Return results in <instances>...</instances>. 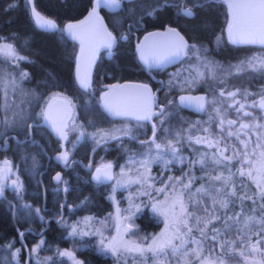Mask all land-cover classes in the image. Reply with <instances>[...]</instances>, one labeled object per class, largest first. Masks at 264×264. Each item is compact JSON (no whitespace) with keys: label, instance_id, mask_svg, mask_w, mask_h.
<instances>
[{"label":"trees","instance_id":"obj_1","mask_svg":"<svg viewBox=\"0 0 264 264\" xmlns=\"http://www.w3.org/2000/svg\"><path fill=\"white\" fill-rule=\"evenodd\" d=\"M175 1L177 0H167L168 6H165V0H131L125 2L117 12L102 10L106 23L111 30L114 31L117 37L126 36V39L119 41L116 51L110 58L98 62L92 88L82 90L76 85L73 75L74 54L77 45L65 35L62 24L65 21L75 20L83 16L90 7L91 0H33L37 10L57 23L55 30L42 29L34 23L28 0H0V37H4L3 41L10 42L19 53L27 57V60L19 61V67L28 73V79L21 80L20 86L29 95L19 104L18 110L13 107L10 108L11 115L9 118H12L14 123L11 127H4V131H2L5 139L10 138V144L0 152V157L10 162L11 174L14 173L16 178L19 179L21 188L19 194L13 187L7 188L0 196V258H2L0 264H25L31 247L41 241L44 243L41 244L40 252L48 259L47 264H70L67 259L59 255L62 249L71 244L72 237L68 233L69 225H73L74 222L79 220L84 212L103 216L111 208L105 191L106 185L92 181L89 171L69 173V169L65 170L62 181L68 179L67 182L70 185L65 193L59 188L60 183L53 182L54 173L61 169L60 164L53 158L54 153L59 150L61 139L59 136L52 132L49 133L44 127L41 129L40 134H36L33 130V138L39 146L27 142V132L24 130V125L35 122V113L41 97H47L54 92L67 95L73 104L74 116L77 120L84 121V126H90L93 123L97 126L100 123L135 122L127 119L117 121L106 117L98 103L100 84L142 77L143 72L140 69L134 50L135 38L147 29L162 27L166 23L177 26L191 44H195L201 50L203 56L220 65L234 62L238 64L251 57L264 56V45L234 44L226 37L225 26L229 18V10L225 3L208 0L204 7L195 9V18H187L179 15L178 9L171 6L173 5L171 2ZM187 3H192V0H187ZM9 5L13 6L10 7ZM157 5H161V7L156 8ZM154 8H156L155 11H153ZM149 11H153L151 16L148 15ZM221 31H223L225 38H222L218 44H214L217 36H221L219 35ZM188 61V65L183 64V68L177 74L170 72L165 76V91L161 93L159 98L164 104H167L168 100H172L173 105L168 106V111L172 115L166 119L163 128L171 124V132L174 133L185 127L188 128L191 124H198L201 127L205 124L215 134L217 132L215 123H208L209 115L207 112L211 107L206 106L207 111L202 112L180 107L177 105L175 96L172 95L174 93L170 91L173 88L168 83L170 79L175 77L182 80L188 75L193 76L195 74L194 71H191L190 65L197 63L196 58L192 56ZM207 83L212 88H215V86L224 87L218 80L204 78L203 82L191 88H186L189 91L202 89L207 92V96H211L212 91L215 90L211 89ZM225 84L228 89L237 87L241 89V92L247 90L254 92V96L260 95L264 93V72L248 70L239 75L227 76ZM171 95L172 97H170ZM249 110L257 118L263 115L261 109L249 108ZM203 112H206L205 115L208 120H204L202 123L196 121L198 114ZM227 118L236 119L237 117L234 112L229 111ZM245 120H248V118H245ZM260 122L263 123L264 121ZM143 129H145L144 126ZM198 131L191 134L193 135ZM130 132L134 135L137 133L147 134L149 127L146 126L144 132L140 130ZM163 132L162 130L157 132L156 142ZM250 135L254 139V134L250 133ZM15 137L20 141L16 142L13 139ZM70 141H72V137L68 136L67 144L70 145ZM93 141L80 143L79 155L83 160L90 157V151L96 143ZM229 143L240 147L235 138H232ZM138 147H142V145L130 141L126 137L113 139L111 142L99 146L93 152L92 159L95 162L101 159H110L114 163H118L126 157L128 151L130 152L131 149ZM179 149L180 153L182 152L185 156V163L188 166L187 161L197 159L199 153L214 151L206 149L202 145L187 146L183 142L179 145ZM153 153L155 152L149 153V157ZM238 164L239 160H233L227 167L221 165L216 171H213L214 166L209 161L206 170H211V175H216L217 171H221L227 176V168L235 173ZM180 168H182V165ZM176 170L174 168L173 172L176 173ZM202 172L199 165L191 166V174L196 177L192 186L195 183H204L207 186L208 181L207 183H201L203 181L201 177H205ZM233 182L237 186V197L231 198L234 204L230 203L229 209L218 210V214L221 216L226 213L233 215L235 212H240L241 204L238 197L245 193L254 196L257 192L246 177H240L237 174L233 177ZM215 186L222 187L220 183H216ZM242 187H245L243 194L240 192ZM137 188H140L138 190L141 191L146 187L144 184H138ZM139 196L136 195V197ZM205 200L207 202V198ZM261 203H264V199L257 198V205ZM257 205H254L250 200L244 201L242 205L243 214L259 217L262 213ZM254 208H256L255 212H253ZM135 220L143 231H154L159 225L157 220L144 208L140 210L139 215L135 216ZM220 228H223V224ZM252 230L258 231L259 229L253 227ZM21 233H23V237L20 236ZM82 238L88 242L87 238ZM226 238L231 239L233 237L231 233H228ZM255 238L253 237V239ZM10 242L14 244L13 248L3 247ZM89 244L88 248L76 250L77 256L84 260V264L116 263L115 259L107 252L97 248L92 243ZM16 249H20V252L13 259L11 254ZM28 264L34 263L30 262ZM225 264H243V258L239 256L226 258Z\"/></svg>","mask_w":264,"mask_h":264},{"label":"snow or ice","instance_id":"obj_2","mask_svg":"<svg viewBox=\"0 0 264 264\" xmlns=\"http://www.w3.org/2000/svg\"><path fill=\"white\" fill-rule=\"evenodd\" d=\"M103 2L106 6L118 8L122 4V0H97V4ZM208 0H192L191 6H188L187 0H178L177 4L171 5L178 8V14L187 18H195V9L202 8ZM230 10V20L228 22V32L232 43L242 44H261L264 45V0H226ZM31 5L33 0H28ZM12 7L13 5H9ZM165 6H168L165 0ZM159 7V5H158ZM156 9L154 8L153 11ZM31 14L34 22L42 29L55 30L57 25L51 19L45 18L33 6ZM89 16H95V8ZM83 23V22H81ZM77 25H67V32L69 35L75 36L74 29ZM131 27V26H130ZM108 39L104 43V47L109 50L112 48L115 38L111 33H106ZM150 35H165L160 33H153ZM166 35L172 36L175 39L166 45V48L161 53H149L140 50V59L149 67H159L165 64L172 63L181 57L191 56L196 58L197 63L190 65L191 71L194 75L189 79L185 78L183 81H176V78L169 80L171 87L179 85L191 88L198 83L204 81L206 73L213 80H218L219 83L224 84L215 93L212 99H207L205 96H180L181 104L192 103L198 111H207V107L212 108L209 115L208 123H215L217 132L213 134L210 128H199L198 124H191L187 129L171 132L169 129L163 128L166 119L172 115L168 112V106L173 105L172 100H168L167 104L158 103L155 94L148 87V85H135L136 93L124 101H117L112 98V92L116 90L113 86L109 92L104 93L102 97L104 107L113 115L132 117L138 123L142 121H152L155 117L158 121L152 124V137L147 141H140L142 146L151 145L148 152L144 155L147 157L141 161V166L147 170L151 163H161L165 170H170L169 166L175 163H185L186 158L181 156L180 149L177 145L181 141H186L189 145H202L206 149L213 150L212 152H201L195 160H189L187 163L190 166L189 172H186L183 177H171L167 180H161L163 187L156 188L157 194H164L165 201L156 202L152 205L153 211L165 217V230L147 243L148 238H144L145 243L128 242L123 239L113 237L112 241L107 245L101 239L100 243L106 251L111 252L117 256L132 257L133 264L140 261V264H147L149 258L152 264H225L226 258H233L239 256L243 258V264H264V203L257 205V198L264 199V151L257 152L262 146L259 143L261 136H264V115L257 118L252 111L247 109H261L264 110V93L260 94L259 99H252L249 103V97L254 96L253 93L237 88L235 90H228L225 80L227 76L239 75L248 70L252 72H264V57H251L245 61H241L236 65H230L229 69L224 70L222 66L214 61L208 60L201 54V50L195 44H189L183 37L176 32L175 29L169 28ZM4 37H0L3 41ZM83 51V49H82ZM111 55V52L109 53ZM0 55L7 56L18 63L21 60H27V57L20 56L13 44L2 42L0 43ZM203 69V70H201ZM225 73L226 75H218ZM19 79H28L27 72H20ZM78 82L81 87H89L88 81L85 77L78 73ZM0 84L5 87H17L18 81L12 78L5 81L3 76H0ZM121 88L126 86H120ZM243 97V102L239 97ZM39 99V98H38ZM71 105V101H67ZM50 102H46V106L41 107L40 111L35 113L36 120L32 124H25L24 130L27 132L26 140L31 144L37 146L38 142L33 138V130L36 134H40L44 127L51 128L57 136L61 139L68 138V126L66 123L57 124L54 121ZM229 111L236 115V119L227 118ZM248 118L250 122H245ZM14 121L12 118L4 117L0 120V126L11 127ZM159 125V127H158ZM172 135L173 139L168 140L166 144L156 142V135L158 131ZM199 130L203 135H192V132ZM121 136H128L130 129L118 130ZM250 133H254L257 137V142L249 151V144L252 141ZM2 135V133H0ZM81 136L85 133L81 132ZM99 136V139L96 137ZM244 138H241V137ZM93 139L97 145L105 143L108 139H119L120 137L110 133L98 132L92 133ZM232 138H235L240 147L229 143ZM135 139V137H133ZM155 152V155L149 157V153ZM226 153H229L226 155ZM256 156V159H252ZM168 157H171L169 159ZM58 161L67 164L69 160V153L64 151L57 157ZM233 160H239L241 167L235 173L230 168H227L228 175L225 176L223 172L217 171L216 175L209 174L206 171L209 161L214 166L213 171L221 165L227 167ZM199 165L202 171L206 172L205 177L208 184H201L200 187L192 191V185L196 177L191 175V166ZM245 165L250 167L245 168ZM112 164H104L95 169L93 179L97 182H103L112 179L111 174ZM12 172L10 162L5 161L4 167H0V196L3 195L6 185L3 183ZM255 173V175H254ZM123 175V168L121 170ZM240 177L248 176L256 183L257 192L254 196H249L246 193L239 196L238 199L241 204V211L235 212L233 215L221 216L218 210L229 209L230 203L234 204L231 198L237 197V186L233 182L235 175ZM163 175V173H162ZM61 176L58 173L55 180L61 182ZM155 177L141 174V178L136 180H129L128 183H141V180L147 182L154 180ZM187 181L186 183L184 181ZM179 183L181 188L176 189V184ZM220 183L222 187H216L215 184ZM19 194L21 185L18 180H13L11 185ZM151 188L152 184H148ZM65 191L68 189L65 188ZM187 194V199L185 195ZM144 195H150L144 193ZM207 198V202L205 200ZM250 200L254 205L260 209L262 215H244L243 202ZM29 207V206H25ZM39 211L38 209L36 210ZM130 211V209H129ZM256 208L253 209V212ZM243 219L241 220V217ZM91 218H86L88 222ZM124 219H131L125 217ZM214 222H222L223 228L212 227ZM253 227H258V231H253ZM235 229V230H233ZM131 230V225H126L123 229L125 233ZM117 232H120L119 226ZM99 233V229H97ZM231 233V239L226 238L227 234ZM89 233L78 231L76 226H73L71 235H88ZM23 237V233L20 234ZM253 237H256L253 240ZM44 242L41 241L40 244ZM205 244L209 245L207 254H205ZM7 249L14 247L13 243L3 246ZM40 245L32 251L35 252ZM218 250V251H217ZM20 249L13 252L12 258L15 259L19 254ZM61 256H71V253L65 251L60 252ZM260 257V258H258ZM2 260V258H0ZM80 264V262H76Z\"/></svg>","mask_w":264,"mask_h":264},{"label":"rangeland","instance_id":"obj_3","mask_svg":"<svg viewBox=\"0 0 264 264\" xmlns=\"http://www.w3.org/2000/svg\"><path fill=\"white\" fill-rule=\"evenodd\" d=\"M225 6H227L225 4ZM228 10L229 7L227 6ZM229 16H230V10H229ZM221 36H217V38L214 40L215 43L221 42V39L225 38L223 31H221ZM6 42V41H0V43ZM10 43V42H7ZM18 54L20 56H24L19 51L16 49ZM25 57V56H24ZM191 53L189 54L188 57L185 58L183 61V64L188 65V60L191 58ZM260 57V56H259ZM264 57V56H263ZM180 66V69L183 68L184 65ZM195 65V64H194ZM230 65H236V63H224L222 68L224 70L229 69ZM12 66V67H10ZM174 70V69H173ZM172 70V71H173ZM203 70V69H201ZM20 72H26L25 70L21 69L19 67V62L14 63L13 60L7 56L0 55V76H3L5 81H8L12 78H16L18 81V86L13 88V87H5L3 84H0V118L1 120L4 118V116H7L8 118L11 115L10 108H17V110L20 107V103L24 101L25 98H28V93L21 88L20 82L21 80L19 79V73ZM174 73L175 70H174ZM218 75H226L225 73H219ZM192 76L188 75L185 78H191ZM210 78L208 74L206 73L205 79ZM179 80V79H178ZM177 81V79H176ZM209 83V80L207 81ZM207 83V84H208ZM224 85V84H223ZM222 85V86H223ZM182 88L187 89L186 86L180 85ZM208 86L211 89H214L215 91H212L211 96H207V99H212L213 96L215 95L216 92H218L219 88L221 86H215V88H212L209 84ZM217 89V90H216ZM237 87H234L232 89L228 90H235ZM171 90V89H170ZM189 92H195V91H189ZM250 93H254L252 91H248ZM59 95L63 96L64 94L61 92H54L48 95L47 97H41L39 100V105L37 108V112L40 111L41 107L46 106V102H48L52 97ZM174 95V94H172ZM172 95L170 97H172ZM99 96V93H98ZM260 95H255L253 97H249V103L251 102L252 99H259ZM64 97V96H63ZM241 101L243 102V97H239ZM72 105V112L69 118L66 121V124L68 126V136L72 137V141H70V147H68L69 154L72 153L73 150H75V147L79 145L80 143L82 144L84 141L91 142L93 139L92 133H98V132H105V133H110L112 135H116L120 133L118 130H123V129H130L131 131L133 130H139L143 128V125L136 123V122H130V121H120L112 124H106V123H100L94 125L91 124L89 125H83V122L81 119L77 120L74 111L73 104ZM207 106V105H206ZM172 110V109H170ZM249 110V109H247ZM250 111V110H249ZM36 112V113H37ZM170 112V111H168ZM212 112V108H209V112H207L208 115H210ZM206 112H203L202 114H198L196 117V121L198 122H203L204 120L207 121L208 117L205 115ZM262 114L264 115V110H262ZM16 121V120H15ZM118 121V119H117ZM158 124V121H156ZM245 122H250L249 120H245ZM264 123V122H263ZM94 125V127H93ZM99 125V126H98ZM164 128L169 129L172 131V125L168 124ZM185 127L184 129H186ZM199 128H208L207 125H199ZM4 127H0V131L3 130ZM175 129V128H174ZM84 132L85 135L81 136L80 133ZM254 134V133H253ZM193 135H203L202 132L198 131ZM241 138H244L243 136ZM68 139V138H67ZM96 139H99V136L96 137ZM173 139L172 135H169L165 132L162 133V136L157 139V143H161L162 145L166 144L168 140ZM94 143L96 142L95 140L93 141ZM187 146H190L189 143L186 141H181ZM257 142V137L254 134V139L252 138L251 143L249 144V151L251 152L252 148L255 146V143ZM259 143L261 144V148L257 149V152L259 151H264V136H261ZM151 147V145L148 146H142L138 148H133L131 151L126 153V157L121 162L114 163L113 160L110 159H101L100 161L94 162V165H103L105 163H111L113 165V179L106 185L105 191L106 195L108 197V200L110 202V211H108L106 214L103 216L100 214H90L89 213H82V216L80 217L79 220L74 222L73 225H69L68 227V233L72 237L70 242L71 244L67 247L61 250V252H69L71 253V256H63L65 259H67L70 264H76V262H80V264H84V260L80 257L77 256L76 250H80L82 248H88L90 246L89 243L94 244L97 248H101L104 252H107L108 255L113 257L115 259V264H133L132 257L130 256H117L113 255L111 252L106 251L104 247L101 245L100 241L101 239L104 240V244L107 245L109 242L112 241L113 237H117L118 239H123L128 242H138V243H145L144 238L147 239V243L151 242V239L153 237L158 236L165 230V217L162 215H159L158 213L153 211L152 205L156 202H163L165 201V195L164 194H157L155 192L156 188L163 187V184L160 182L161 180H167L169 176L171 177H183L186 172H189L190 166H188L186 163H173L172 165L169 166L170 170H165L163 164L161 163H151L147 170L141 166V161L146 159L144 154L139 155L142 152L148 151V148ZM179 148V145H177ZM93 149V148H92ZM214 150V149H213ZM92 152V150H91ZM90 152V153H91ZM181 156H183L182 152L179 153ZM229 153H226V155ZM152 155H155L153 153ZM185 157V156H183ZM171 159V157H168ZM252 159H256V156H253ZM4 162L5 160L0 157V167H4ZM182 165V168L180 166ZM155 166V168H153ZM241 167V164L239 163L237 166V169ZM245 168L250 167V165H245ZM123 168L124 174H121V170ZM176 168V173L173 172V169ZM211 174V170H206ZM147 174L150 177H155L156 179L154 180H149L147 182H144L141 180V183H128L129 180H136L138 178H141V174ZM163 173V175H162ZM203 175H206V172H202ZM13 175V176H12ZM192 175V174H191ZM255 175V173H254ZM74 177V176H73ZM246 179L256 188V183L249 178L248 176H244ZM13 180H18L14 173H10L8 178L3 181V183L6 185L4 192L7 188L12 187V181ZM68 180V179H67ZM63 180V183H60L59 188L62 190V192L65 193V190L63 186L67 187L70 186L68 182ZM185 183L187 182L186 180L184 181ZM203 182L207 183V179H203ZM20 184V183H19ZM138 184H144L145 189L144 190H138L140 188L138 187ZM148 184H152V187L149 188ZM204 184V183H203ZM201 184H194L192 186V191L194 192L196 188L200 187ZM176 189L179 190L181 188V185L179 183L176 184ZM240 187V186H239ZM245 187H242L240 189L241 194L244 193ZM135 190V191H134ZM257 191V188H256ZM144 193H149L150 195H144ZM139 196V197H136ZM185 199H187V194L185 195ZM144 208L148 210V212L157 220L159 223L158 228L154 231H143L139 228V225L137 224V221L135 220V216L139 215L140 210ZM130 209V211H129ZM227 214V213H226ZM229 215V214H227ZM101 216V217H100ZM224 216V215H223ZM58 217V215H57ZM56 217V218H57ZM125 217H131V219H124ZM86 218H91L86 221ZM222 222H214L212 227L220 228ZM126 225H131V230L127 233L123 231L124 227ZM73 226H76L78 228V231H83L86 233H89L88 235H76L73 236L71 235L72 228ZM119 226L120 232H117V227ZM97 229H99V233H97ZM82 237H85L88 239V242L84 241ZM255 240V239H253ZM41 244L36 243L31 247L30 253L28 255V263H34V264H47V258L46 256L40 252V247L36 249L35 252L32 251L33 248H36L37 245ZM209 248L208 244H205V254H207V249ZM218 251V250H217ZM41 255V256H40ZM260 258V257H258ZM136 264H140V261H136ZM147 264H152L151 258H149Z\"/></svg>","mask_w":264,"mask_h":264},{"label":"water","instance_id":"obj_4","mask_svg":"<svg viewBox=\"0 0 264 264\" xmlns=\"http://www.w3.org/2000/svg\"><path fill=\"white\" fill-rule=\"evenodd\" d=\"M221 1L228 6V3L226 2V0H221ZM33 6H34L33 3L31 5L29 4L30 12H31V8ZM121 7H122V4L120 7L114 8V7L106 6L103 2L97 4V0H91V5L87 9V11L85 12V14L83 16H81L80 18L75 19V20L65 21L62 24V30L65 33V35L69 39L74 41L77 45L75 55H74L73 75H74V80H75L77 86L82 90H87L91 87L93 68H94L96 60L98 59L99 53L102 51H106L105 55H106V57H109L110 52H111V54H113L114 48H115L117 41H118L115 33L109 28L108 24L106 23V20H105L103 14L101 12V9H105L106 11H109V12H116ZM94 8H95V16L90 17L89 13H91ZM37 11L40 12L39 10H37ZM41 15H43L47 19L53 20L52 18L46 16L43 13H41ZM31 16H32V14H31ZM32 19H33V17H32ZM229 20H230V16H229L227 23H226V26H225V31H226L225 33H226V37L230 40L229 32H228ZM33 21H34V19H33ZM81 22H83V23H81ZM55 24L57 25L56 22H55ZM70 24L78 26L77 28L74 29V32L76 33L75 36L69 35L67 30H66L67 25H70ZM169 28L175 29L176 32H178L179 35L181 37H183L185 41L188 42L187 37L179 30V28L177 26H174V25H166L163 28L148 29V30L144 31L140 35L139 39H137L135 41L134 48H135V52L137 53L138 58L140 59V50L141 49L145 52L146 55L149 53H153V52H155V53L163 52L166 48V45L175 39L172 36L166 35L167 30ZM106 33H111V36L115 38V42H114V44L110 50L108 48L104 47V43L108 39ZM153 33H160V34H165V35H150ZM82 49H83V51H82ZM140 61L143 63V65L146 67L147 70L152 68V67H149L147 64H145V62L143 60L140 59ZM175 61H177V60H175ZM175 61H173L172 63H174ZM172 63H169V64H172ZM165 65H168V64H165ZM154 67H156V66H154ZM78 73L80 76H83L87 79L89 87L83 88L80 86V84L78 82ZM144 84L148 85V87L152 90V92L155 94L156 100L158 102L156 91L153 90L150 83L145 82V81H140V80H129V79H127V80H122L121 82L116 81V82L110 83V84L105 86V90H103L99 95L101 107L103 108L105 113L111 118H131V119H133L132 117L113 115L111 112H109L108 110L105 109L104 101H103L102 97L104 96V93L109 92L111 89H113V86H116V90L114 92H112V94H111L112 98L116 99L117 101H124V100H127L128 98L132 97L136 93V89L133 86L144 85ZM120 86H126V87L121 88ZM180 96H192V97L205 96L206 97L207 93L205 91H199L196 93H179L176 96L178 103L182 107H185L187 109H193L194 111H198L196 109L195 105L192 103L186 102L185 104H181L180 100H179ZM67 101H70V100L67 99L65 96L63 97V96H59V95L52 97L48 101L52 105V108H51L52 115H53L54 121L57 124L66 123L67 119L71 115L73 108H72V105H70V106L68 105ZM198 112H202V111H198ZM154 119H155V117L153 118L152 121H146L151 126V134L149 136V139L152 137V124L155 123ZM50 130L53 134L56 135V133L51 128H50ZM62 140H64V139H62ZM62 152H64V150H62ZM62 152H59L58 154H60ZM106 164H108V163H106ZM88 166H90V164H88ZM100 166L101 165H97L92 170L91 179L94 182H97L96 180L93 179V176L95 175V169L97 167H100ZM111 174H112V179H113V176H114L113 175V168L111 169ZM111 180L103 181V183H105V184L109 183Z\"/></svg>","mask_w":264,"mask_h":264},{"label":"flooded vegetation","instance_id":"obj_5","mask_svg":"<svg viewBox=\"0 0 264 264\" xmlns=\"http://www.w3.org/2000/svg\"><path fill=\"white\" fill-rule=\"evenodd\" d=\"M128 1H131V0H122V6H123V4L125 3V2H128ZM215 2H217V3H222V1L221 0H214ZM173 5L174 4H177L178 3V0L177 1H175V2H171ZM188 6H191V3H188ZM161 7V5H159V7H158V5L156 6V8H160ZM155 8V9H156ZM177 8V7H176ZM178 9V8H177ZM102 10H104V11H106L105 9H101V12H102ZM120 10V9H119ZM118 10V11H119ZM117 12V11H116ZM152 13H153V11H149L148 12V15H152ZM227 23V22H226ZM166 25H173L172 23H166V24H164L162 27H155V28H163L164 26H166ZM175 26V25H174ZM133 27L134 28H136V26H134L133 25ZM110 28V27H109ZM111 29V28H110ZM150 29H153V28H150ZM148 30V29H147ZM114 32V31H113ZM116 35V34H115ZM117 37V36H116ZM140 37V36H139ZM139 37H137V38H135V41L137 40V39H139ZM117 39H118V41H117V44H116V46H115V48H114V52L116 51V49H117V47H118V44H119V41L120 40H125L126 39V36H122V37H117ZM188 39V38H187ZM135 41H134V44H135ZM188 43L189 44H191V42L188 40ZM76 48H77V46H76ZM134 50H135V48H134ZM76 51V50H75ZM105 52L106 51H102V52H100L99 53V56H98V59L96 60V62H95V65H94V68H93V73H92V82H91V87L89 88V89H91L92 88V86H93V78L95 77V72H96V69H97V64H98V62L100 61V60H103V59H105V58H110L113 54H111L109 57H106V55H105ZM113 52V53H114ZM75 55V54H74ZM136 55H137V53H136ZM185 58L186 57H182L181 59H178L177 61H175L174 63H172V64H168V65H163V66H159V67H152V68H150L149 70H147L146 69V67L143 65V63L140 61V59L138 58V56H137V59H138V61H139V64H140V69L142 70V74H143V76L142 77H140V78H133V79H129V80H140V81H145V82H148V83H150V85L152 86V88H153V90L154 91H156V95H157V98H158V103H161V104H164L163 102H161L160 101V98H159V96L161 95V93H163L164 91H165V76L167 75V74H169L170 72H174V70H175V72L176 73H174V74H177V72L180 70V66L183 64V61L185 60ZM73 69H74V66H73ZM174 69V70H173ZM173 70V71H172ZM123 80H127V79H123ZM180 80V79H179ZM178 79H177V81H179ZM184 79H182V80H180V81H183ZM116 81H119V82H121L122 80H115V81H112V82H109V83H102V84H100V90L98 91V93H99V95H100V93L103 91V90H105V86L106 85H108V84H110V83H113V82H116ZM77 85V84H76ZM89 89H87V90H89ZM170 91H172L173 93H174V96H175V100L177 101V99H176V96L179 94V93H196V92H199V91H204V90H202V89H199V90H197V91H195V92H189V90L187 89V90H185L184 88H182L180 85L179 86H177V87H173V88H171V90ZM206 92V91H205ZM207 93V92H206ZM63 96H65L67 99H69L68 98V96L67 95H63ZM206 98H207V96H206ZM70 100V99H69ZM98 103H99V106H100V108H101V110L103 111V113L106 115V117H108L109 119H112V120H121V119H127V120H132V121H135L136 123H138L135 119H131V118H111V117H109L106 113H105V111L103 110V108L101 107V105H100V100H99V96H98ZM177 105H179L180 107H182L179 103H178V101H177ZM193 110V109H192ZM0 120H1V118H0ZM154 121H155V123H157L156 121H157V119L155 118L154 119ZM139 124H141V125H143L144 127H145V129H146V126H148L149 127V132L147 133V134H142V133H137V134H135L134 135V133H131L130 132V134L128 135V136H121V133H118V134H116L115 136H119L120 138L121 137H126L127 139H129L130 141H134L135 143H140V141H147V140H149V136H150V134H151V126H150V124L148 123V122H146V121H142V122H139ZM1 127V126H0ZM46 129L49 131V133H51V130H50V128H48V127H46ZM145 129H143V128H141V129H139L141 132H144L145 131ZM0 133H2L1 131H0ZM133 137H135V139H133ZM16 142H18V141H20L19 139H17L16 137L15 138H13ZM67 140L68 139H64V140H62V139H60V141H59V150L58 151H56L55 153H54V155H53V158H54V160L55 161H57L59 164H60V166H61V169H59L57 172H55L54 173V175H53V182L54 183H56V184H58V182L55 180V177H56V175L59 173L60 174V176H61V178L63 177V172L66 170H68L69 169V173H75V171H77V172H82L83 170H86V171H89L90 172V178H91V173H92V170H93V168L96 166V165H94V162L95 161H93V159H92V155H93V152L99 147V146H102V145H104V144H107V143H109V142H111V140H113V139H108L105 143H102V144H99V145H97V143H95L94 145H93V149H91L92 150V152L90 153V157L87 159V160H83L81 157H80V155H79V147H80V144L79 145H77L76 146V150L74 151H72V153H70L69 154V160L67 161V164H65L64 162H61V161H58L57 160V156L59 155L58 153L59 152H62V150H64V151H67L68 153H69V150H68V147H69V144H67ZM10 142V138L9 137H7L6 139H5V135H0V152H2L3 151V149L4 148H6L7 146H9V143ZM57 154V155H56ZM88 164H90V166H88ZM106 164V163H105ZM112 168H113V165H112ZM92 180V179H91ZM59 183H63V181H62V179H61V182H59ZM95 183H101V184H103V185H107L108 183H103V182H95ZM63 188L65 189V188H67V187H65V186H63ZM68 189V188H67ZM27 258H28V256H27ZM27 258H26V261H25V264H28V260H27Z\"/></svg>","mask_w":264,"mask_h":264}]
</instances>
